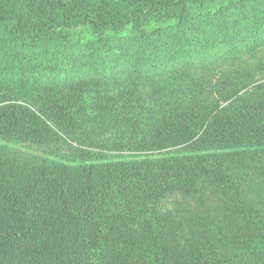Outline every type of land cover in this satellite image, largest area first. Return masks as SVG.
Returning <instances> with one entry per match:
<instances>
[{
	"label": "trees",
	"instance_id": "1",
	"mask_svg": "<svg viewBox=\"0 0 264 264\" xmlns=\"http://www.w3.org/2000/svg\"><path fill=\"white\" fill-rule=\"evenodd\" d=\"M260 46L264 0H0V264H264ZM200 180L225 215L171 234Z\"/></svg>",
	"mask_w": 264,
	"mask_h": 264
},
{
	"label": "rangeland",
	"instance_id": "2",
	"mask_svg": "<svg viewBox=\"0 0 264 264\" xmlns=\"http://www.w3.org/2000/svg\"><path fill=\"white\" fill-rule=\"evenodd\" d=\"M255 55L264 58V46H260ZM252 59L253 57L251 56L243 55L234 63H241L242 61L251 63ZM257 83L255 82L252 85ZM251 88L252 86L246 90H251ZM228 102H223V104L225 105ZM75 142L74 144H76ZM11 149L36 158L43 156H51L54 159L60 158V156L49 155L31 144H16L11 146ZM65 150L69 152V149L66 148ZM246 164L249 166V176L245 180L244 188L254 200L257 199L264 205V173L260 172L264 168V158H252V156H248ZM220 189V186L214 182L200 180L191 188L178 185L162 195L157 201V207L169 216V231L171 234L176 235L189 231L192 214L204 208L223 217L226 213L225 200L221 196ZM146 202L148 203V200Z\"/></svg>",
	"mask_w": 264,
	"mask_h": 264
}]
</instances>
